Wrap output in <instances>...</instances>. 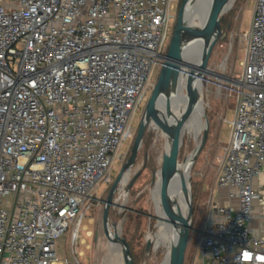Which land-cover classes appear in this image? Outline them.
I'll return each mask as SVG.
<instances>
[{
    "label": "built area",
    "instance_id": "built-area-1",
    "mask_svg": "<svg viewBox=\"0 0 264 264\" xmlns=\"http://www.w3.org/2000/svg\"><path fill=\"white\" fill-rule=\"evenodd\" d=\"M233 119L190 264H264V0H254ZM174 0H0V264H60L165 60ZM147 102V101H146ZM98 204L100 203L97 201ZM73 257L76 264H79Z\"/></svg>",
    "mask_w": 264,
    "mask_h": 264
},
{
    "label": "rangeland",
    "instance_id": "rangeland-1",
    "mask_svg": "<svg viewBox=\"0 0 264 264\" xmlns=\"http://www.w3.org/2000/svg\"><path fill=\"white\" fill-rule=\"evenodd\" d=\"M176 14L181 0H174ZM254 0H234L230 10L224 14L221 21L225 38L214 46L208 60L209 74L203 75L202 99L203 114L209 122V134L205 147L189 169V184L192 195L193 223L185 253L184 264H190L191 255L195 249L201 224L206 219V202L211 191L216 189L215 178L218 166L227 147L230 128L227 124L233 119L234 101L228 92V79L237 80L242 73V63L246 50V39L243 37L250 27ZM175 14V18H176ZM171 24L174 26V22ZM173 29V28H172ZM159 71H157L158 78ZM156 78V80H157ZM155 80V81H156ZM151 94V93H150ZM146 99L140 105L133 120L135 134L144 113ZM202 114V115H203ZM191 116L185 124L180 150V161L186 160L199 143L201 127L198 134L192 129L197 123ZM202 119V116H201ZM192 123L191 129L187 126ZM202 126V123L200 124ZM132 142L128 141L120 149V160L113 164L112 180L116 178L121 167L128 158ZM165 140L158 131V126L152 122L147 127L143 144L139 150L136 162L132 167L136 177L132 187L125 194V204L120 207L117 201L111 207L110 222L121 226L120 236L124 238L132 251L135 264H159L169 248L170 237L163 238L159 233L155 217H160L163 207L156 186L150 187L153 175L160 168V156L164 150ZM132 178L129 183L131 182ZM127 182V183H128ZM128 183V184H129ZM127 184V187H128ZM94 193V201L86 212L85 218L78 225L77 239L72 246L69 227L66 235L57 242L60 264H123L120 252L112 248L102 230V201L105 199L110 185L98 181ZM126 185V184H125ZM125 185H122L125 186ZM126 189V187H125ZM219 189L215 190V194ZM114 200V198H113ZM99 201L100 203L98 204ZM120 208V209H119ZM149 231L154 233L153 248L149 255L144 256L145 239Z\"/></svg>",
    "mask_w": 264,
    "mask_h": 264
},
{
    "label": "water",
    "instance_id": "water-1",
    "mask_svg": "<svg viewBox=\"0 0 264 264\" xmlns=\"http://www.w3.org/2000/svg\"><path fill=\"white\" fill-rule=\"evenodd\" d=\"M198 0H181L177 10L176 18L174 21L173 31L168 43L165 60L160 67L158 78L155 82L152 92L147 100V104L144 109V113L139 122L137 132L135 134L132 146L127 160L121 167L118 175L112 182L107 192L105 199L102 201V226H104V235L106 238L110 237L108 230V213L115 202H113V195L118 187L123 176L125 169L132 168L136 162L139 150L143 144L145 132L147 127H150L149 120H146L149 115L150 109L155 107L158 103V109L155 111L153 118L157 125L158 131L161 136L164 137L165 147L167 146V152L163 150L160 160V170L166 178L173 180L179 179L180 190L183 200V208L177 204V226L179 227V234L176 243L171 248H166V264H184L185 253L188 246L189 236L192 231L193 223V206L192 195L190 191L189 175L186 178V170H182V166L185 160L180 161V150L182 146V128L181 122L177 120L175 115L174 97L177 93L179 85V76L186 75L187 79V92L190 93L191 103L197 101L200 98L199 82L203 79V73L207 70L208 60L211 56V52L219 40L225 38V33L222 32V26L220 20L216 27L215 36L208 41L209 32L193 30V24L188 17L190 9H192ZM231 0H211L205 17L219 16L229 5ZM187 37L189 42L201 43L202 47L199 51L198 63L196 66H187L183 62L185 54L183 47V40ZM157 107V106H156ZM191 110V109H190ZM205 122V129L202 133L199 143L190 155L194 158L190 164V168L193 166L195 160L203 148L205 147L207 140L204 138L209 134V122L205 114L202 115ZM136 177L132 178L128 187L124 190L125 194L128 193L132 183ZM156 220L158 219L155 217ZM114 241L123 249L124 256L126 257V264H134L130 257L129 249L126 248V240L117 234H113ZM125 246V247H124Z\"/></svg>",
    "mask_w": 264,
    "mask_h": 264
},
{
    "label": "bare ground",
    "instance_id": "bare-ground-1",
    "mask_svg": "<svg viewBox=\"0 0 264 264\" xmlns=\"http://www.w3.org/2000/svg\"><path fill=\"white\" fill-rule=\"evenodd\" d=\"M234 0H231L227 8L219 15L215 17H205L208 7L211 3V0H198L195 6L190 9L188 13V17L191 20L193 27V30L196 31H204L206 30L209 32L208 35V41L211 40L216 33V27L218 24V21H222V17L224 14H226ZM183 47H184V52L186 55L183 57V62L187 66H196L198 63V56H199V51L204 45L202 46L201 43H196V42H189L187 40V37L184 38L183 40ZM204 74H209L208 70H205L202 72ZM187 79L188 76L186 75H181L179 76V85L177 89V93L174 97V104H175V115L177 117V120L182 121L181 122V128H182V135H183V130L185 127V124L188 122L189 118L191 116H194L193 120L195 121V124L193 128L191 127L192 123H190L187 127L189 129H193L195 134H198L200 127H201V132H200V137L202 136V133L205 129V122L203 118L201 119V116L203 114L204 110V102L202 99V87H203V79L199 82V90H200V98L191 103V98H190V93L187 92ZM157 106V107H156ZM158 103L155 105V107H152L149 111L148 118L146 120H149L150 125L152 122H155L157 125L156 121L153 119L155 111L158 109ZM191 109V110H190ZM202 123V126L200 125ZM158 126V125H157ZM205 140L208 139L207 137L204 138ZM167 146L165 147L164 151L167 152ZM197 156V155H196ZM195 156V157H196ZM195 157L188 156V158L185 160V163L182 166V170H186V178L189 175V169H190V164L193 162ZM135 171L133 172L132 168L125 169L123 172V176L120 182V186L118 187V190L114 192L113 195V202L114 204L120 203V207H122L123 204H125V187H127V184L129 183L131 178L135 176ZM128 182V183H127ZM126 184V185H125ZM122 185H125L122 187ZM156 186L157 192L160 194V200L161 204L163 207V212L161 213V216L158 217L157 221V227L159 228V233L162 235L163 238H168L170 237V244L169 248H171L177 241L178 239V234H179V227L176 225L178 220H177V204L180 205L181 208H183V200H182V195H181V188L179 184V179L175 178L173 180H170L169 178H166L163 173L161 172L160 168L157 171L156 174L153 175L152 182L150 187ZM118 201V202H117ZM120 209V208H119ZM111 209L109 210L110 213ZM109 213H108V219H109ZM111 219L108 220V230L110 237L107 238L111 247L112 248H117L118 251L120 252L122 263L126 264L127 260L126 257L124 256L125 254L123 253V249L119 247V245L114 241L113 234H117V237L120 236V230L121 226L116 225L115 223L110 222ZM104 229V226H102V230ZM104 233V231H103ZM121 237V236H120ZM145 239V246H144V251L143 254L144 256L149 255L153 248V241H154V233L153 231H149ZM126 248L128 247L130 257L133 260V256L130 250V247L126 241L125 243ZM125 247V246H124ZM134 263V260H133ZM159 264H166V258L164 257Z\"/></svg>",
    "mask_w": 264,
    "mask_h": 264
},
{
    "label": "crops",
    "instance_id": "crops-1",
    "mask_svg": "<svg viewBox=\"0 0 264 264\" xmlns=\"http://www.w3.org/2000/svg\"><path fill=\"white\" fill-rule=\"evenodd\" d=\"M224 152H225V149H224ZM257 184H260L262 186V189L264 190V176L260 179V181L256 180L254 182L255 187L257 186ZM226 194H227L226 189H220L215 194V196L217 197V200L220 204H224L226 202V200H225ZM254 214H255V218L250 222L249 229L252 233H254L256 235L264 236V211L261 210V207L258 203L254 204ZM204 222H202V224H201L202 229L205 225Z\"/></svg>",
    "mask_w": 264,
    "mask_h": 264
},
{
    "label": "trees",
    "instance_id": "trees-1",
    "mask_svg": "<svg viewBox=\"0 0 264 264\" xmlns=\"http://www.w3.org/2000/svg\"><path fill=\"white\" fill-rule=\"evenodd\" d=\"M109 215H110V213H109ZM131 253H132V251H131ZM133 256V255H132ZM133 260H134V258H133ZM134 264H135V262H134Z\"/></svg>",
    "mask_w": 264,
    "mask_h": 264
}]
</instances>
